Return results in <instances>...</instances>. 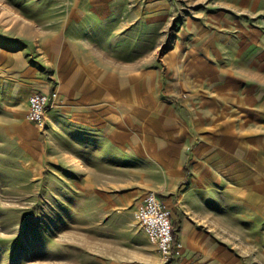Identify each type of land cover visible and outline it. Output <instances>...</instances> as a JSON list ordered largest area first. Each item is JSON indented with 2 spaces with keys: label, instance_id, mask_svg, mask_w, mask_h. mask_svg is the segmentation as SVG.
I'll return each mask as SVG.
<instances>
[{
  "label": "rangeland",
  "instance_id": "1",
  "mask_svg": "<svg viewBox=\"0 0 264 264\" xmlns=\"http://www.w3.org/2000/svg\"><path fill=\"white\" fill-rule=\"evenodd\" d=\"M0 53V264H264V0H0Z\"/></svg>",
  "mask_w": 264,
  "mask_h": 264
},
{
  "label": "built area",
  "instance_id": "2",
  "mask_svg": "<svg viewBox=\"0 0 264 264\" xmlns=\"http://www.w3.org/2000/svg\"><path fill=\"white\" fill-rule=\"evenodd\" d=\"M57 92H35L28 98L26 118L37 127L46 125L47 110L57 101ZM135 218L150 243L154 244L161 256L169 261L182 253V244L176 240L172 225V212L155 192H148L135 212Z\"/></svg>",
  "mask_w": 264,
  "mask_h": 264
},
{
  "label": "crops",
  "instance_id": "3",
  "mask_svg": "<svg viewBox=\"0 0 264 264\" xmlns=\"http://www.w3.org/2000/svg\"><path fill=\"white\" fill-rule=\"evenodd\" d=\"M24 49H22V50H24ZM11 50H12V52H11ZM22 50H13V48L10 47V50L8 52H5V53H6V55H16V54L18 55V53L22 52ZM13 52H15V53H13ZM0 55H1V53H0ZM90 89L91 88H89V90ZM38 90H37V92L48 93L49 90H50V86H49V84L46 83L45 85L39 86ZM33 92H35V90ZM108 103H109L108 106L111 107V105H112L111 101L108 102ZM88 105H89V108H90L89 110H91L93 108V102L89 101ZM105 106H107V103L105 104ZM73 107L75 108V106H73ZM80 124L84 125L85 123L84 122H80ZM101 124H102V126L99 129L102 131L101 134L104 135V137H100V139H99V148L101 150L103 148L104 149L108 148L109 151L112 152V146H113V141L112 140L113 139H112V136L110 134V133H112V117L110 116V119H108V120L105 117L104 121L101 120ZM92 127H94V126H92ZM108 132H109V134H108ZM87 134H90V132H87ZM127 153H128V151H127ZM185 179H187V178H186V174L183 171V174L179 175V182H181V181L183 182V180H185ZM172 224H173L174 235H175L176 240L179 241L182 244V246H184V243H183L184 239H183V233H182L183 227L181 226L180 223H177V222L174 223L173 213H172ZM183 250H184V247L182 249V252H183Z\"/></svg>",
  "mask_w": 264,
  "mask_h": 264
}]
</instances>
